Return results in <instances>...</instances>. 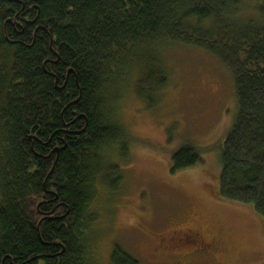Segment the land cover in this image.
<instances>
[{
    "label": "trees",
    "instance_id": "1",
    "mask_svg": "<svg viewBox=\"0 0 264 264\" xmlns=\"http://www.w3.org/2000/svg\"><path fill=\"white\" fill-rule=\"evenodd\" d=\"M244 1L0 0V264L91 263L100 175L110 188L121 178L103 152L127 153L110 93L136 62L135 84L147 89L135 91L153 106L167 69L143 53L166 42L204 48L229 68L237 111L218 143V194L264 220V2L252 7L258 21L240 23L232 16ZM200 155L181 144L171 172ZM110 262L138 264L118 245Z\"/></svg>",
    "mask_w": 264,
    "mask_h": 264
},
{
    "label": "rangeland",
    "instance_id": "2",
    "mask_svg": "<svg viewBox=\"0 0 264 264\" xmlns=\"http://www.w3.org/2000/svg\"><path fill=\"white\" fill-rule=\"evenodd\" d=\"M259 2L264 0H245L233 20L258 21L252 7ZM151 52L167 69L157 102L148 106L136 93L147 89L135 84L142 71L136 62L110 93L127 153L113 146L103 152L104 163L117 164L121 178L110 188L100 175L90 208L89 264H111L115 245L138 264H264L263 218L251 204L218 194V143L237 111L229 68L208 50L183 42L161 43L143 54ZM185 142L200 149L202 161L171 172V151ZM189 227L202 231L208 253L194 254L179 241Z\"/></svg>",
    "mask_w": 264,
    "mask_h": 264
},
{
    "label": "flooded vegetation",
    "instance_id": "3",
    "mask_svg": "<svg viewBox=\"0 0 264 264\" xmlns=\"http://www.w3.org/2000/svg\"><path fill=\"white\" fill-rule=\"evenodd\" d=\"M179 241H185L188 246H191L192 253L198 254V255H204L208 253V250H206L210 245L207 244V242L204 239V234L201 230H195L192 227H189L186 232H184V235L179 238ZM201 257V256H197Z\"/></svg>",
    "mask_w": 264,
    "mask_h": 264
}]
</instances>
